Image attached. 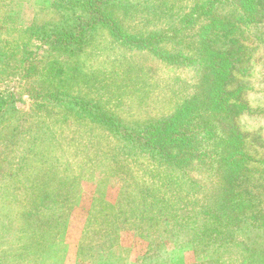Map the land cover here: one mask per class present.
Segmentation results:
<instances>
[{
    "label": "rangeland",
    "instance_id": "rangeland-1",
    "mask_svg": "<svg viewBox=\"0 0 264 264\" xmlns=\"http://www.w3.org/2000/svg\"><path fill=\"white\" fill-rule=\"evenodd\" d=\"M2 1L0 95L13 93L14 104L0 130L19 125L20 133L0 136V264H242V248L220 251L218 234L230 231L220 226L234 203H224L220 179L212 184L219 167L199 157L189 169L168 168L167 157L139 145L150 141L145 127L208 89L206 68L165 58V51L190 57L209 45L197 43L204 24L183 27L194 0H107L105 11L118 19L125 40L101 25L72 45L65 34L87 19L85 0ZM234 11L228 6L221 12L231 17ZM128 35L162 38L152 40L150 52L126 41ZM249 46L264 58V43ZM27 58L31 64L19 63ZM260 65L255 78H264ZM85 103L112 116L113 131H127L125 138L112 134L118 143L95 128L84 116ZM60 106L66 111L59 115ZM254 125L263 128L264 122ZM46 126L55 133L44 135ZM128 134L142 142H131ZM35 143L39 153H31ZM147 192L158 193L157 200ZM23 204L36 207L38 228L30 234ZM253 220L233 229L234 240L264 250L251 231ZM244 233H251L247 241Z\"/></svg>",
    "mask_w": 264,
    "mask_h": 264
},
{
    "label": "trees",
    "instance_id": "trees-1",
    "mask_svg": "<svg viewBox=\"0 0 264 264\" xmlns=\"http://www.w3.org/2000/svg\"><path fill=\"white\" fill-rule=\"evenodd\" d=\"M116 2L120 4L119 1ZM0 3L4 4L2 0ZM105 5L107 0L84 1L87 19L82 20L65 34V37L70 39L68 44L72 45L82 33L97 29L101 25L116 31L118 40H125L127 36H124L118 19L106 13ZM228 6L235 8L234 15L231 17L221 12ZM191 11L192 16L183 20V27L193 28L204 24L205 26L200 27L201 30H198L196 34L197 43L204 41L209 45L205 44L203 52L196 50L190 57H184L181 51H165V58L170 62L182 59L181 64L195 66L198 71L206 68L209 71L208 89L201 97H194L192 101L186 99L170 118L145 127L144 132L150 141L138 144L145 146L151 153L158 152L162 159L163 156L167 157L168 163L164 160L163 166L168 168L172 167L170 164L172 163L178 170L189 169L193 158L199 157H204V162L207 161L210 167L214 169L219 167L216 168L217 170H212V184L220 179V184L224 186L220 192V195L224 196V203L225 201L234 203L233 210L225 216V223L220 226L221 230L226 227L230 229L229 232L218 234L221 236L220 241L223 247L220 251L224 255L242 248L243 254H246L243 256L242 264H264V250L252 248L256 242L250 246V249L245 244H238L233 236V229H244L241 225L242 221L255 219L251 221L253 222L251 231L257 233L256 239L260 238L259 245L264 243V234L261 235L264 233V154L261 152V155L257 151L264 149V127L256 129L254 125L257 121L264 122V96H262L264 78H255L259 76L257 67L260 64L264 69V58L258 59L257 47L249 48L253 42L257 45L264 43V1L260 5L257 0H194ZM111 22H113L112 26L109 25ZM77 31L80 35H77ZM180 34L178 36L176 34L177 38ZM166 35L168 34L164 37ZM129 37L131 40L126 41L150 52H155V48L149 46L152 40L162 38V36H155L153 39ZM48 40V37L41 39L43 42ZM25 61L26 64H31L32 60L20 59L19 63L23 65ZM13 97V93L7 96L0 95V121L7 119V115L13 109ZM259 101L263 103L257 104L256 102ZM85 104L84 116L95 124V128H101L105 135L110 133L114 141L118 143L119 137L125 138L127 131L121 128L115 130L116 133L113 131L115 127L112 116L99 108L100 111H97V107L91 104L90 107L88 103ZM56 110L59 115L66 111L61 106ZM248 120H251L252 124H247ZM6 129L0 130V136H4V133L7 135L20 133L19 125L14 128L8 126ZM8 130H10L9 133H7ZM41 131L44 135L55 133L50 132L47 126ZM142 131L138 133L139 137ZM92 132L94 134V128ZM133 132L138 131L133 130ZM112 134H118L119 137ZM129 137L132 138L131 142H142L141 139H136V135L128 134ZM36 143L31 153L40 152ZM92 143L93 147L94 145L101 147L99 143ZM27 144L30 146V141ZM203 145H208V149L202 150ZM84 147L88 148L89 143ZM177 150L183 153L174 152ZM179 157L183 160H179ZM193 183L196 184L194 181ZM182 189H186L185 186ZM186 191L189 193L191 189ZM157 194L148 193L147 197L157 200ZM162 194L165 196V192ZM166 194H173V191L169 190ZM163 200L169 203V200ZM22 206L25 207L24 215L28 223V229L24 232L30 234L38 228L35 224L38 222L34 221L36 207L33 204ZM244 236L247 241L251 233H244Z\"/></svg>",
    "mask_w": 264,
    "mask_h": 264
}]
</instances>
